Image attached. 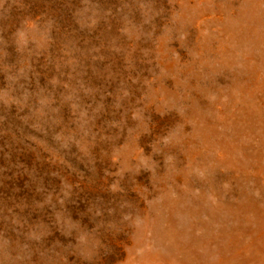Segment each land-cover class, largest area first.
<instances>
[{"label":"rangeland","instance_id":"obj_1","mask_svg":"<svg viewBox=\"0 0 264 264\" xmlns=\"http://www.w3.org/2000/svg\"><path fill=\"white\" fill-rule=\"evenodd\" d=\"M0 264H264V0H0Z\"/></svg>","mask_w":264,"mask_h":264}]
</instances>
